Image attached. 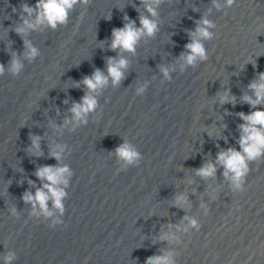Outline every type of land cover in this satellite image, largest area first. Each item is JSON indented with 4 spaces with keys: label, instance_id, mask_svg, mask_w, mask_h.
Returning <instances> with one entry per match:
<instances>
[{
    "label": "clouds",
    "instance_id": "obj_1",
    "mask_svg": "<svg viewBox=\"0 0 264 264\" xmlns=\"http://www.w3.org/2000/svg\"><path fill=\"white\" fill-rule=\"evenodd\" d=\"M170 0H139V6L134 7L138 13L139 27L136 21L129 19L128 15L123 16V27L113 28L111 31V42L108 50L117 52L115 57L106 58V71L97 68L90 76H85L74 87L81 85L86 89L85 94L79 102H73L69 109L70 116L65 118L63 125H54L57 132H63L67 128L69 132H75L81 126H87L89 116L96 112L99 107L98 97L109 86L118 88L125 79L130 61L125 54L135 55L137 47L141 41L155 38L160 31L159 11L161 5L169 3ZM236 0H211V7L207 13L201 15L199 20L194 21L195 28L188 30L189 42L184 46L185 51L181 53L178 62L180 71L191 67L195 68L199 63L208 61L210 53L205 47V41H211L217 35L215 29L217 23L209 19L212 9L217 11L223 8H231ZM90 0H37L34 6L27 3H21L19 23L13 30L21 37L24 43L23 60L20 55L10 52L11 60L7 67V72L13 77L18 76L24 69V60L34 61L39 55L40 50L28 39L32 32H38L45 28L55 31L60 26H66L69 21V14L79 5L87 8ZM143 6V12L140 11ZM15 11V9H13ZM196 11V9H193ZM111 19V15L105 18ZM103 48V43L100 45ZM255 67L254 62L251 61ZM159 71L163 81H171V73L175 71L174 66L159 65ZM5 65L0 63V77L5 74ZM148 87L147 82L139 84L135 88V94L142 96ZM250 93V94H249ZM218 102L223 104H232L235 106L236 97L231 95L230 89L217 93ZM241 101L248 104L252 111L249 113L239 112L236 115L243 121L238 125L239 138L236 147L220 149L215 159H207L202 166L194 169L195 176L203 179H214L218 167L223 169V177L229 183V188L233 193H243L246 191V178L251 172L250 165L253 162L264 159V110L258 106H264V72H258L255 79L248 85V92L242 95ZM67 103V100L64 101ZM226 128L227 125H224ZM207 130V129H206ZM209 136L222 138L227 142V137L215 128L208 130ZM40 137L29 134L31 144L28 148L30 155H43L40 149ZM67 145L56 143L49 151V157L57 161L56 165H44L36 169L34 175L41 182L37 187L32 180L28 184L35 188V192L25 191L22 199L31 206V217L44 218L51 220L49 227L55 228L63 223L61 217L65 214L64 201L68 197L67 188L70 178L74 175L70 166L63 162L64 153ZM219 147V145H217ZM114 155L117 158L120 168L118 171L126 170L131 166H138L142 155L137 148L128 140H124L116 149ZM22 171V170H21ZM188 183H192L191 180ZM217 189L212 188L211 200L215 201ZM51 205V207H50ZM172 205L184 209L186 212L191 207L186 193H177ZM200 209L207 215L210 210V204L201 203ZM12 216L19 218L17 209L13 206L9 209ZM197 215H185L182 223L175 227V230L163 232L159 236L160 242H168L174 246L182 243L183 234L189 233L193 229L199 231L201 224ZM177 247L173 250H166L160 254L147 257L144 264H178ZM14 252H7L3 257L4 264H13L16 259Z\"/></svg>",
    "mask_w": 264,
    "mask_h": 264
}]
</instances>
